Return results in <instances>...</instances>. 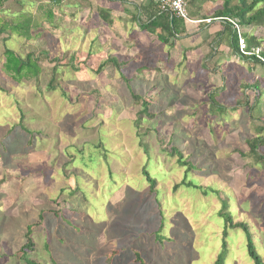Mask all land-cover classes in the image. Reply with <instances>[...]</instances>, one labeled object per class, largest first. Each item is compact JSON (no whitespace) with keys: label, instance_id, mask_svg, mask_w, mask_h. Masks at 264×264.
I'll return each mask as SVG.
<instances>
[{"label":"rangeland","instance_id":"374dc122","mask_svg":"<svg viewBox=\"0 0 264 264\" xmlns=\"http://www.w3.org/2000/svg\"><path fill=\"white\" fill-rule=\"evenodd\" d=\"M223 2L205 1L201 9L213 16ZM238 4L228 0L227 6ZM199 7L192 2L188 12ZM256 7H264V0ZM212 22L210 31L219 28V20ZM238 27L264 50V23ZM211 36L196 58L186 61L171 47L158 48L146 51L138 64L125 65L122 74L137 99L118 75L99 77L108 73L104 68L96 76L86 66L58 67L54 90L48 88L53 65L47 64L36 85L16 84L1 66L3 47L22 57L48 49L53 57L88 42L79 45L76 32L61 41L46 36L42 44L0 37V135L19 120V110L24 124L40 131L35 149L27 153L6 147L11 141L2 144L17 153L5 164L0 160V177L7 174L0 178V264H24L28 225L33 246L26 256L38 264H112L113 257V264H135L133 251L148 264H212L222 234L220 196L233 222L247 224L264 261V164L252 162L246 144L264 138V106L263 115L254 110V119L249 116L255 98L259 108L264 103V68L230 55L227 40L219 45ZM253 83L257 91L245 88ZM209 95L223 114L211 108ZM143 100L149 104L145 113L140 112ZM173 147L192 164L186 178L192 177L197 188L179 185L185 169ZM144 166L155 178L154 191L141 173ZM234 234L225 264H252L244 254L243 234Z\"/></svg>","mask_w":264,"mask_h":264},{"label":"crops","instance_id":"0c3cea01","mask_svg":"<svg viewBox=\"0 0 264 264\" xmlns=\"http://www.w3.org/2000/svg\"><path fill=\"white\" fill-rule=\"evenodd\" d=\"M12 5L17 6L15 10L9 8ZM156 5L157 0H8L1 12L4 17H1H7V20L24 17L28 18L25 20L30 21L27 24L28 27H23L24 29L21 30V34H26L27 38L14 31L10 32L8 29L4 33L7 39L12 36L21 37L26 41L38 39L42 44L41 40L46 39V36H53L56 41H61L70 37L73 32L78 33L80 38L77 37L75 40L79 41V45L86 40L88 42L86 48L68 49L65 56L63 54L53 56L59 63L58 67L86 66L90 69L91 74H96V76L98 75L97 68L102 67L108 73L104 72L99 77L104 75L109 79L118 75L122 78L113 69L109 72V58L138 64L145 58L146 51L153 53L150 50L161 48L163 51L169 48L168 44L159 42L157 34H160V31L158 28L153 29L150 26L146 30L140 29L141 25H149L150 21H156ZM188 16L199 22H185L181 19L183 29H185L184 34L177 35V39L173 41L171 47L176 52L178 51L180 59L182 57L186 61L205 53L207 37L218 29L210 31L211 26H214L213 22L207 23L206 20H211V16H208L206 11L201 8L195 12L189 11ZM215 21L217 20L215 19ZM90 34L91 36L88 37ZM163 35L166 36L165 33ZM171 41L172 38H168V42ZM4 48L13 51L10 47H3V50ZM226 48L229 50L228 45ZM61 50L64 51V48L62 47ZM38 51L49 53L48 49L38 48ZM192 53L196 54L192 55ZM167 56H169V52ZM50 57L53 58L51 55ZM3 62L4 60L1 62L2 65ZM47 64L51 63H47V59L40 58L39 65L41 67ZM53 64L55 65L56 62L51 65ZM141 65L139 64V66ZM11 126L12 124L7 126L0 137ZM7 141L12 140L9 138Z\"/></svg>","mask_w":264,"mask_h":264},{"label":"trees","instance_id":"16d2710c","mask_svg":"<svg viewBox=\"0 0 264 264\" xmlns=\"http://www.w3.org/2000/svg\"><path fill=\"white\" fill-rule=\"evenodd\" d=\"M8 0H0V14L3 10V7L5 3ZM205 1L209 0H187L188 5L191 4L192 2H196L197 5H200L199 8H201L203 3ZM262 0H239V4L235 6H227L228 0H224L223 5L220 9L216 10L211 16V21H215L216 18H229V19H236L237 24L240 27H248V26H258L262 25L264 23V7H256V5ZM256 7V8H255ZM199 10V9H198ZM252 12V13H251ZM155 15H156V21H150L149 25H141L140 29L146 30L148 28L153 27L158 28L160 31V34H157V38L159 42L163 44H168V47L173 46V41L177 39V35H182L184 34L183 29V21L179 18L175 17H169L168 14L164 12H159L158 7L156 5V10H155ZM28 18H24L20 22H12L10 23V20H5L0 16V36L3 35L8 29L10 32H16L21 36H25L26 38L28 37L26 34L22 35L21 30L24 29L23 27H28V22L29 20H25ZM205 23V21H203ZM222 23H219V28L212 33V39L216 37V40L218 41L217 44H221L225 39H227V45L230 50V55L237 57L239 60L249 63L253 62L261 67L264 68V50L261 49L259 40L255 38L254 36L247 35L246 33H242L243 37V43L244 46L242 50L239 48V42L237 38V34L235 32V29L233 26L226 20L220 21ZM152 29V30H153ZM165 33L166 36L163 34ZM182 33V34H181ZM172 38V41L169 43L168 38ZM213 49L217 53L219 51L216 50V48L213 47ZM3 56H4V62H3V69L5 73L10 77L12 81H14L16 84H32L36 85L38 81L39 75L42 73L43 69L39 65L40 58L47 59V63H55L56 64L52 66L51 71L52 72V77L51 81L48 82V88L56 89L53 86V79L55 78L57 72L56 69H58L59 63L56 58H51L49 53L46 51H41L38 54L35 52L29 51L27 52L23 57L15 53L14 51L4 48L3 50ZM108 62L110 63L109 66L112 67L114 71H117L120 76L123 78L124 82L127 85V88H129V85L127 82H129L125 76L122 74V70L124 69V66L127 65V62H122L118 61L117 58H109ZM98 70H96V73L99 74L101 70H103L102 67H98ZM54 71L56 72L54 74ZM55 81V79H54ZM259 85L257 83H253L252 85H246L245 88H252L255 91H257ZM0 90H3L0 88ZM130 95L133 98H140V95L135 94L130 88ZM262 95V94H261ZM259 96V94L257 95ZM208 99L210 100L211 108H216L217 111H219L221 114H223V107L220 106L219 104L216 103V101L213 99V95H209ZM259 100L260 98L257 97L254 99V103L252 106L249 107V116L250 119H254V112L257 113L259 111L260 115H263V106L264 103L262 104V107L260 106L259 108ZM140 105L142 106L140 109V112L145 113L146 108L149 106V104L146 101H140ZM260 109V110H259ZM257 110V111H254ZM19 120L12 124V126L3 134L2 137H0V160L1 163L3 162L4 164L6 163V158L10 156L11 154H15L17 152L9 150L6 147H9L12 149V147L16 146L19 148H22L23 152L24 150L25 153L34 150L35 148L33 147V140L35 135H40L39 130L35 129H30L24 124V119H23V112L22 110H19ZM135 127H137V123H135ZM17 129V131H15ZM264 130V128H262ZM21 134V135H20ZM26 136V140L24 142L19 140V136ZM11 138L10 144L6 145V147H2V144H4V141L7 139ZM246 144L248 147V153H250V157L253 159L252 162L256 161L255 164L260 163L261 165L264 164V154L260 152V148H264V138L262 136H256L255 138H252L250 140H246ZM143 150L147 156H149V152L147 151L146 147L143 146ZM21 150V151H22ZM171 152L176 154V157L178 158L177 163L179 164L180 167H183L185 169V174L184 178L182 179V182L179 185H184L185 188H197L195 183L191 182L192 177H187L186 174L189 173L190 170L194 169L192 164L187 162V161H182V157L180 152L177 151L176 148H171ZM148 161H150V158H148ZM2 163V164H3ZM152 163V162H151ZM150 163V164H151ZM68 164V163H67ZM67 164H64V168L67 166ZM189 169H188V168ZM62 169L63 173H65V169ZM263 172H264V165H263ZM142 175L144 176L147 185L151 191H154L153 187L156 183L155 178L152 177L149 174V171L146 170V166L143 167L141 171ZM7 176L5 173L2 174L1 179H6ZM178 187L176 184L173 186V189L175 190ZM157 192H155L156 194ZM221 193V192H219ZM214 194V193H213ZM219 204H220V210L217 213V217L221 221V229H222V234L221 237L219 238V251L216 254V257L212 264H225V258L228 252L227 245H229V240L230 236L235 235L234 232L240 231L242 237H243V249H244V254L247 257V260L251 262L252 264H264V261H262V258L260 257L257 246L254 242V240L251 237L249 227L245 222H233V217L232 212L228 211L227 209V203L224 200L223 196H220L218 198ZM29 225L27 226V231L25 234V240L26 242L24 245L21 247V252L23 253V259H24V264H38L34 260L28 258L27 255V250H31L33 243L32 239L29 234ZM157 239H161L160 234H156ZM205 237V234L203 235ZM229 248V246H228ZM120 253L122 251L120 250ZM133 255V262L135 264H148L145 260V258L136 251L132 252ZM114 255L110 256L113 257ZM114 259V257H113ZM112 259V264L114 263ZM111 263L108 261V264ZM53 264H57L56 262L53 261Z\"/></svg>","mask_w":264,"mask_h":264},{"label":"built area","instance_id":"2783aa9c","mask_svg":"<svg viewBox=\"0 0 264 264\" xmlns=\"http://www.w3.org/2000/svg\"><path fill=\"white\" fill-rule=\"evenodd\" d=\"M157 7L159 12H164L169 15V17L180 18L185 22H199L196 20H192L188 16V3L187 0H157ZM216 20H226L228 21L237 34L239 44H243V39L241 38L240 28L238 27L237 23L233 19L229 18H216ZM211 20H206V22H210Z\"/></svg>","mask_w":264,"mask_h":264}]
</instances>
